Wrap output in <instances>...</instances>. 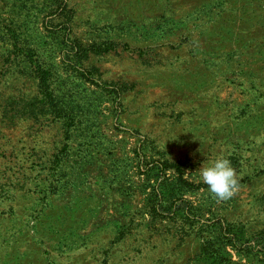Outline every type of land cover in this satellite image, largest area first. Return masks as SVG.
Listing matches in <instances>:
<instances>
[{"label":"rangeland","instance_id":"rangeland-1","mask_svg":"<svg viewBox=\"0 0 264 264\" xmlns=\"http://www.w3.org/2000/svg\"><path fill=\"white\" fill-rule=\"evenodd\" d=\"M0 264H264V0H0Z\"/></svg>","mask_w":264,"mask_h":264},{"label":"clouds","instance_id":"clouds-1","mask_svg":"<svg viewBox=\"0 0 264 264\" xmlns=\"http://www.w3.org/2000/svg\"><path fill=\"white\" fill-rule=\"evenodd\" d=\"M201 181L207 186L210 194L218 201L231 199L239 190L237 170L231 160L220 155L215 160L206 161L197 172Z\"/></svg>","mask_w":264,"mask_h":264}]
</instances>
